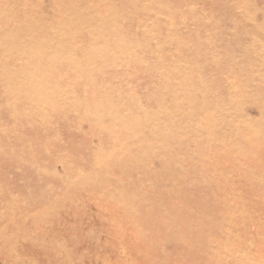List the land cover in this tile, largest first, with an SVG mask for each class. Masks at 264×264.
Masks as SVG:
<instances>
[{
    "label": "rangeland",
    "instance_id": "obj_1",
    "mask_svg": "<svg viewBox=\"0 0 264 264\" xmlns=\"http://www.w3.org/2000/svg\"><path fill=\"white\" fill-rule=\"evenodd\" d=\"M0 264H264V0H0Z\"/></svg>",
    "mask_w": 264,
    "mask_h": 264
}]
</instances>
